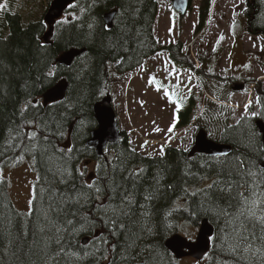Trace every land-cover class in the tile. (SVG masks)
Listing matches in <instances>:
<instances>
[{
	"label": "trees",
	"instance_id": "16d2710c",
	"mask_svg": "<svg viewBox=\"0 0 264 264\" xmlns=\"http://www.w3.org/2000/svg\"><path fill=\"white\" fill-rule=\"evenodd\" d=\"M6 1L7 4L12 3L0 11V171L18 167L23 161L31 165V156L19 148L8 147L11 130L23 126L24 133H27L32 130L26 124L27 120H34L39 116L51 122L54 117L55 122L50 130L55 135L51 137V142L59 150L73 149L70 153L71 164L74 169L85 173L80 177L74 171L77 183L93 178L103 182L102 177L113 175L119 180L125 174L124 170L142 168L141 190L157 182L160 189L156 199L151 202L145 220L152 228L151 234L142 232L136 226L132 229L135 235L131 239L125 235L112 236L107 226L97 222L90 231L81 232L74 237L73 249L90 247L89 242L103 233L109 240V246L116 245V251L106 253L108 259H101L99 264H145L146 260L149 264H169V261L177 264L165 248V241L176 233H183L186 226L199 227L200 222L206 219L214 229L206 264H233L232 256L219 251V241L214 239L218 235V224L208 212L199 207L202 198L185 196L181 189L187 187L191 191L205 187L217 179V173L225 167L226 160L231 161L240 154L252 155L245 147L246 140L242 133L255 131L257 140L264 143L256 125L259 120L264 123V92L258 89L261 107L258 118L248 119L240 128L227 126L218 133L216 141L229 145L232 149L227 156L190 157L187 150L175 147H168L160 157L146 156L134 150L127 133L122 131L123 140L118 144L108 145L103 155L98 157L86 143L91 132L96 129L92 108L106 94L111 93L109 65H114L117 74L125 75L140 68L146 59L163 50L175 65H184L192 71L193 65L182 55L183 45L178 43L163 48L159 46L153 33L156 0H77L75 7L72 5L66 11L70 15L66 19L68 22L62 23L64 20H61L53 26L49 45L43 42L47 31L43 15L25 25L24 18L15 11L14 0ZM246 3L247 32L253 36H264V0H246ZM49 4L50 0L48 6ZM211 7L212 0H200L196 33L204 27ZM112 10H116V14L112 27L108 29L104 16ZM69 49H83L84 52L69 67L57 64L58 58L71 51ZM185 60L187 63H184ZM49 70H53L55 74L48 76ZM195 72L202 77V70ZM61 79L68 82L65 99L43 107L40 98ZM28 101H32V104H28ZM34 101H37L36 104ZM192 115L193 102L190 100L188 107L178 114V127L189 124ZM209 124L207 122L203 127H206L208 135ZM11 143L14 144L15 141ZM65 154L68 155L67 152ZM20 155H24L23 161H18ZM253 158L264 166V156L257 155ZM91 164L93 170L88 173ZM97 165L100 166L99 169ZM32 170L35 183L29 213H22L15 208L6 181L0 182V264H41L40 249L43 242L36 228L37 218L41 214L38 193L44 187L43 179L39 178L44 177V169L37 164V168ZM193 173L196 176H192ZM168 185H172V189ZM213 192L217 199L224 202L225 193ZM85 211L91 212L94 219L100 217V213L91 206ZM132 219L136 220L138 217L133 216ZM84 239H88L86 245L82 243ZM129 244L132 248L125 252L124 249ZM152 249L155 251H151ZM137 253L140 255L137 256ZM134 256L137 258L131 259ZM61 264H65V261L61 260ZM67 264H97V261L92 257H85L83 260L71 258Z\"/></svg>",
	"mask_w": 264,
	"mask_h": 264
},
{
	"label": "snow or ice",
	"instance_id": "6c2138e0",
	"mask_svg": "<svg viewBox=\"0 0 264 264\" xmlns=\"http://www.w3.org/2000/svg\"><path fill=\"white\" fill-rule=\"evenodd\" d=\"M6 7L5 0V3L0 4V10ZM67 22V20L62 21V23ZM54 74L53 70L47 73L48 76ZM167 74V78L174 79L176 83L165 87L163 82H157L159 86L156 91L163 92L165 99L175 106L182 103V98L177 96L176 99H172L173 93L170 89H179L184 82L181 79L182 74L176 71L174 66L167 70ZM153 82H156V78L150 77L149 83ZM191 83V75H189L187 85ZM188 91L191 92V87H188ZM27 103L31 105L32 101ZM250 107L251 101L244 106V112L237 119L235 128L246 124L250 115L254 117L259 114L249 113ZM54 122V117L50 122L39 116L34 120L26 121L32 130L24 133L23 126L11 130L8 144L10 149L19 148L23 153L31 156L33 169L37 168V164L44 169V177L39 178L43 179L44 187L38 193L41 214L37 218L36 228L43 242L40 262L61 264V260H64L67 264L71 258L83 260L85 257H92L99 264L101 259H108L106 253L116 251V245L109 246L108 238L101 233L94 241L89 242L90 247L76 250L72 248L74 237L81 232L90 231L97 222L107 226L112 236L125 235L131 239L135 235L132 229L136 226H139L142 232L151 234L152 228L145 223V220L151 202L156 199L160 191L158 182L141 190L144 172L141 168L124 170L125 174L119 180L113 175L102 177L103 182L93 178L77 183L74 171L80 177L85 173L83 170L74 169L71 164L70 153L73 149L59 150L52 144L51 137L55 133L50 129ZM12 132L15 134L13 135ZM242 137L246 140L245 147L252 155L240 154L231 161L226 160L225 167L217 173V179L205 187L191 191L183 187L181 191L185 196L202 198L199 207L208 212L218 224V235L214 239L219 241V251L232 256L233 264H256L257 261L259 264H264V166L259 165L253 158L257 155L264 156V143L257 140L255 131H246L242 133ZM17 159L23 161L24 155H20ZM99 167L97 165L98 169ZM191 175L196 176L194 173ZM197 178L207 179V177ZM167 187L172 189V185ZM213 190L226 194L224 202L215 197ZM89 206L100 213L98 219H94L91 212L85 211ZM133 216H137L138 219L133 220ZM130 248H132L131 244L127 245L124 251L127 252ZM151 251L154 252L155 249ZM139 255L140 253H137V256ZM137 256L131 259H136ZM145 264L149 262L146 260ZM169 264H172V261H169Z\"/></svg>",
	"mask_w": 264,
	"mask_h": 264
},
{
	"label": "rangeland",
	"instance_id": "374dc122",
	"mask_svg": "<svg viewBox=\"0 0 264 264\" xmlns=\"http://www.w3.org/2000/svg\"><path fill=\"white\" fill-rule=\"evenodd\" d=\"M170 1L156 0L158 10L153 25L155 37L161 45L183 41L184 54L195 63V68L203 69L202 78L198 80L185 68L171 64L168 55L162 52L148 59L138 72L125 76L116 74L114 65H109L112 88L109 94L119 128L128 133L134 150L151 157L162 156L168 147L188 150L197 130L207 122L210 123L207 126L209 137L217 140L218 133L227 126L236 125L249 101V113L260 114L258 89L264 92V36L248 34L244 15L247 8L245 0H213L212 14L207 20L204 33L200 35L194 30L200 0L192 1L193 10L183 19L173 13ZM3 3L5 0H0V4ZM48 3L49 0H14V8L24 18L23 24L26 25L28 21L44 15ZM69 16L64 14L62 20ZM172 66L182 74L184 82L179 89H170L172 99L177 96L182 98V103L175 106L165 99L163 92L156 91L159 86L157 82H163L165 87L176 83L174 79L167 78V70ZM189 75L191 85H187ZM227 75L235 80L245 78L244 81H255L256 85L247 86L243 92L236 93L226 81ZM150 77H155L156 82L149 83ZM188 87H191V92ZM190 98L194 103L193 117L198 120L183 132L175 128L176 115L179 110L187 107ZM259 114L254 117L250 115L248 119L256 118ZM203 129L206 130V127ZM88 169V173L92 171L93 164ZM1 181H6L15 208L22 213H29L35 183L31 165L23 161L18 167L1 170ZM183 230L180 234L192 241L198 227L186 226ZM206 262V258L199 262L184 258L177 261V264Z\"/></svg>",
	"mask_w": 264,
	"mask_h": 264
},
{
	"label": "water",
	"instance_id": "95a60500",
	"mask_svg": "<svg viewBox=\"0 0 264 264\" xmlns=\"http://www.w3.org/2000/svg\"><path fill=\"white\" fill-rule=\"evenodd\" d=\"M77 0H52L47 12L44 16V23L48 31L43 37L46 45L51 44L53 25L58 21L66 9ZM172 8L182 16L185 15L189 0H172ZM116 11H111L104 16L105 24L108 28L112 27V22ZM84 50H72L64 53L57 60V64L69 67L75 58L80 56ZM244 85H237L233 91H242ZM68 90V83L65 79L58 81L53 87L48 89L42 96L43 107L61 102L65 99ZM94 119L97 128L91 132L86 145L95 151L96 156L100 157L107 145H115L123 140L118 129L115 113L111 106V98L109 95L104 97L100 102L96 103L93 108ZM257 127L263 136L264 141V125L260 122ZM231 153V147L228 145L218 144L210 141L206 133L200 130L195 139L188 155L190 157L199 154L208 157L227 156ZM214 233V229L208 220L204 219L200 222L198 233L195 240L188 241L186 238L176 234L165 241V248L174 256L176 260L191 257L195 260H201L210 249V238ZM84 245L88 243V239L82 241Z\"/></svg>",
	"mask_w": 264,
	"mask_h": 264
},
{
	"label": "bare ground",
	"instance_id": "6f19581e",
	"mask_svg": "<svg viewBox=\"0 0 264 264\" xmlns=\"http://www.w3.org/2000/svg\"><path fill=\"white\" fill-rule=\"evenodd\" d=\"M17 20V19H16ZM109 29V28H108ZM69 50H71V49H69ZM83 50V49H82ZM63 66V65H62ZM68 83V82H67ZM43 96V95H42ZM36 102L37 101H34V104H36ZM40 102H41V104H42V106H43V102H42V97L40 98ZM23 105V104H22ZM39 109V108H38ZM37 111V110H36ZM93 111V110H92ZM28 121V120H27ZM253 124V123H252ZM84 130V129H83ZM232 150V149H231ZM209 181V180H208Z\"/></svg>",
	"mask_w": 264,
	"mask_h": 264
},
{
	"label": "crops",
	"instance_id": "0c3cea01",
	"mask_svg": "<svg viewBox=\"0 0 264 264\" xmlns=\"http://www.w3.org/2000/svg\"><path fill=\"white\" fill-rule=\"evenodd\" d=\"M230 62H231V68H232V60H230Z\"/></svg>",
	"mask_w": 264,
	"mask_h": 264
}]
</instances>
